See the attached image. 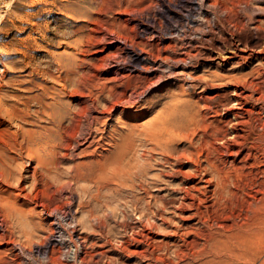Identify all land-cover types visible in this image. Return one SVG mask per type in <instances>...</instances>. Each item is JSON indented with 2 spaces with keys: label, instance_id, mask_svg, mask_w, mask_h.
Returning <instances> with one entry per match:
<instances>
[{
  "label": "rangeland",
  "instance_id": "1",
  "mask_svg": "<svg viewBox=\"0 0 264 264\" xmlns=\"http://www.w3.org/2000/svg\"><path fill=\"white\" fill-rule=\"evenodd\" d=\"M200 1L202 2L204 0H163L162 2H160V0H0V84L3 85L4 92L7 91L6 93L11 94L13 90H18V94H25L24 91L28 90L27 87L32 88L29 83H26L27 81H34V83L38 85L46 84V81H48V86H56L49 75L55 78L59 75L64 77L65 80H63L62 82H66L69 77H71L73 83L70 84V82L67 81V86L68 90L72 91L73 95L66 94L64 96V94L61 93L60 99L64 103V106H62L63 110L64 107L71 108L74 116L73 126L75 124L74 127L80 129V131L78 132H62V134L64 135V141L67 138H71L70 134L73 135V138H71L72 142L65 141L63 149L61 150L63 153L68 154L67 157H62L60 158V161H58V175L59 172L62 171L60 173L61 176L55 175L54 177L53 174L51 176L48 175L47 177L46 175L44 177V175L39 172L37 160L34 161L30 157H28L25 152V154L23 153L22 158H17L14 162L23 165L27 171L23 172V177H27V179L25 183L23 182L21 188L10 186L6 181L2 180V177L0 176V207L2 206L0 208V222H2L0 223V264H17V260L18 263L19 261L20 263H25V261H27L28 259L32 263L37 264L30 257L36 258L38 260V263L41 262V264H47L49 262L51 249L56 245L61 246L62 252L64 254L62 255V258H60L65 259L67 247L64 244L63 240L67 239L68 242L69 237H66L67 235L63 236L64 234L62 235L61 232H58V230H60L59 221H64L63 224H61H65L64 226L69 231L72 230V228H76L79 230V232H77L78 230L75 229L76 231L74 232V234L72 233V235H74V239L77 240L76 237H78V235L87 238V248H80V256H86L87 258H89V256L84 255L85 253H82L81 251L88 250L87 252L89 253V255H92L96 252L109 249L112 246L111 244H108V246L106 247L96 248L95 246L94 248H92L91 243H94V241L96 242V244H106L108 240H112V242H115L117 238L119 240H123L124 238L123 242H125L126 236L122 237L123 233H121V229L115 224L118 221L119 223L124 221L125 217H122V214L123 210L125 209L129 210V218L127 217V220H137V214L133 213L132 208L130 207V205L133 206L132 203L135 202L133 201L135 199L134 197H143L144 200H151V197L153 195L151 202L152 205H154V200H160L159 197H161L162 195H166L167 192H170L171 186L167 185L168 181H170L172 185H176V183H179V179L177 178L173 181V179H171L170 177L163 176L162 178L165 183L152 185L150 184V178L158 173L164 172L165 174H168L167 172L170 173L172 172V170L178 169L179 166H172V163H174L179 157L182 158L183 162V164L180 166V169H182V171L186 175L189 174L192 171V165H196L190 160L183 158V153H188L184 150L190 147L192 151H196L195 153H197L198 151L200 153L201 148H199V139H202L203 135L209 136L208 138L211 140L213 139L212 134L214 132V129H219L220 127L218 128V126H221L222 128L227 127L226 120L230 119V111H227V109H225L227 107L226 105H221L225 103V101L227 102L226 99L224 100V97H226V95L235 87L234 85L236 84V80L244 75L247 76L254 68H258V66L260 65V61L255 57H245L244 59H230L226 56L232 54L230 51L231 49H233L232 47L236 43V39H238L240 36H250L253 45L255 44V42H260L261 39L258 34H256L254 31H251L253 21L254 23L257 22L256 20L250 21L248 17L249 15L247 13L248 11L246 10L245 5L249 0H205L203 8L199 7V4L201 3ZM211 12L213 13L210 14ZM147 15L155 17V20H152L153 24L157 28L160 24L159 28L162 31L178 29L180 33H182L180 36H184L183 32L187 31V35L189 33H195L194 37L197 38L196 40L195 38L190 36L186 38V40L184 38V42L187 44L183 43V40L182 44L181 41L178 42V40H174L175 35L173 36L174 38H172L170 34L164 35L165 38L162 41L158 39L152 40L149 34L139 35L138 38L136 31H134L135 24L137 23V20L135 21L134 18L137 19L139 16L140 18L142 16L145 20ZM255 19H257V17H255ZM190 29H193L191 30L192 32H188V30ZM132 31H134L135 33ZM201 33L203 34L202 36ZM202 37H204L205 39H202ZM120 38L125 40L128 44L132 43V46L134 47H141L148 52L150 51L155 59L159 56H162V58L164 57L167 61L169 60V58H174V60L185 58L189 61H186L187 66H182L181 63H174L176 67L171 68L170 66L164 64L166 62L163 63L162 60L158 59V62L155 65L156 67H159V71L155 70L153 71V73L150 72L147 74H139L135 72L136 70L134 69H131L130 71L126 70L124 72H118L117 68L112 67L109 64L113 63L111 59L114 60L115 57L117 59V57L123 58L126 56V53H123L124 46L120 42ZM196 41L199 42L200 45ZM189 42L191 44H188ZM233 42L234 44H232ZM170 46L172 48L175 47L177 51L175 50V52L174 48L170 49ZM230 46L232 47L230 48ZM186 47L188 49H186ZM162 48L164 49L162 50ZM165 49L168 50L164 51ZM161 50L164 52H162ZM185 51L187 53L190 52V58L188 55L189 53L185 54ZM196 53H198L199 55H194L196 56L194 57L192 54ZM211 55L213 59L211 58ZM166 56H169V58L167 59ZM57 58H62V60L67 63V65L64 67H60ZM169 61L168 63L173 62ZM193 62L196 64V66ZM169 67L172 69V73L170 72L171 69ZM41 68L46 69L48 73H40V70L42 71ZM161 68L162 71L160 70ZM260 68L261 65L259 66V69ZM32 70L38 72L31 73ZM66 71H70L68 72V75L66 74ZM173 71L177 74L181 73V71H184L182 72L183 74L188 72L192 74L194 73L193 75L199 77L201 79V82H203L202 84L204 85H202L201 83H195L196 87L191 86L189 83H186L188 81H191L188 79L184 80L183 78H181L183 79V81L179 78V82L178 78L170 76V74H173ZM247 77L249 79H252V77H250L249 75ZM17 79L22 80L23 83L19 84L17 82L18 84H13V82ZM38 87L32 88L31 91L26 92V94L29 93V95H33L41 92ZM141 94L142 96H140ZM220 99L221 101L223 100L222 103ZM213 100L214 102H212ZM120 101L122 102L120 103ZM115 102L117 103L115 104ZM212 103L216 105L214 106ZM84 106L88 107L87 111L90 110L88 114ZM112 106H114L112 110L110 112H106V109ZM83 110L85 112L82 114ZM30 120L34 124H25V129H39L38 126L44 125V122L39 123L38 121H34L33 119ZM65 122L64 124H67L68 119L67 121L65 120ZM130 122H132L133 124H131ZM205 127L207 128V131L204 129ZM131 129H134L135 133H133V135H129V130ZM12 130H15V127H12ZM166 132L170 134V137L174 141V145L177 147V151L172 156L168 157L170 161L169 163L165 162L166 157L161 153V148H155V150H152V147H155L156 143L163 138L159 137V133H163L164 135L166 134L164 138L169 137L168 133ZM119 134L122 135V138L119 137ZM85 136L88 138V142L85 141ZM105 136L107 139L105 138ZM123 139L134 143L133 150H130L129 152V154H131L126 158L130 157V159L133 160L136 156V158L138 157L140 160H142L140 158L141 155L146 154V157H149L151 155L153 156V159H151L153 160L151 161L152 166H150L151 168L149 170L151 174L149 172V179L147 181L144 180L143 185L144 187L150 189V194H147V192L144 191V188H140V180H138L139 182L137 181L138 183L136 182L135 188H132V186H130V190L127 187H122L121 193H118L115 196L116 198L115 200H113V203H111V206L114 208V214L109 216L110 219L109 217L105 219V212L107 214V212L109 211L107 210L108 206H105V204H103L104 206L102 205L100 207H97L96 205L99 204L95 200V198L99 201L100 199L101 201H103V197L97 195V193H108L102 192L104 191V187H102L104 186L102 182L104 181V178H102L103 180H101V178H96L97 172H99V170L97 169H101L99 168L100 163H102V168L103 166L105 168L108 165L107 168L109 170V174L114 168H116L117 170V168H121V166L125 164V161L122 162V158V160H118L121 156L118 155V149L115 146L116 143H120ZM91 142L93 143L90 144ZM191 143L194 144V147L190 145ZM218 144L219 142L216 143V146H218ZM136 151L139 153H136ZM82 152L85 153L83 154ZM224 153L220 150L219 153L215 155V157H217H213V159L215 158V160H218L219 158L218 161L221 165L220 167L223 168L231 166L233 164V160L236 159L234 155H229V153H225V155ZM221 156L223 159H221ZM242 156L243 154L238 159H236L234 163L235 165L237 164V167H241V165H244V163L241 162ZM115 157H117V159ZM112 158H114V160ZM200 159V166L203 169V167L207 166V162L203 160L205 159L204 156ZM195 160H198L197 156H195ZM89 161H94L93 165L96 167V170L88 175H86L85 173L81 174V170L83 171L86 169V167H84V163H87ZM262 161L263 159L260 158L254 161H248V163L244 165L245 172L248 171L246 172L247 176L244 174L245 177L242 176V180L235 179V181L232 180V182L231 180H229L230 183L228 184V192L226 193H229V190H233L236 192V194L238 193L237 195L234 192L235 195L233 194V196L230 197L231 199H228V196L232 194L227 195L223 193V201L219 204H214L213 200H208L206 204L207 207H202V211H205L203 212L204 223L198 224L196 220L185 222L187 226H190L191 228L196 227L197 230L199 229V233L201 235H190L187 237V245L182 247L185 249V252L189 254L187 255V258L184 257L181 259V257H179V254L177 253L178 251L174 252V249H176L175 246H171V248L169 249L170 251L164 252L163 250H158L155 252V256H161L163 259H165L166 262H170V264H183V262L185 264H200L201 262L204 264H260V256L257 255V252H253L252 254L251 250L253 249L251 248V250L249 249L250 251H247L248 253L246 252L245 248H242V254L243 249L245 254H243L244 256L242 255L241 257V251L238 252L240 254V257L238 258L240 259L228 256L229 253L224 250L220 251L219 253L215 248L213 252V241L215 239L213 236H215V233L218 232L220 236L219 234H217L216 236L218 238H221L224 234L228 233L229 230L235 229L236 227L237 228L235 230H237L241 225L246 224V222H248L250 217L252 216H255L256 219H259H257V222L261 221L262 217H264V200H261L262 198H264V173L260 171L264 169V166H261V164L263 165L264 163V161ZM81 163L83 164V166ZM62 164L65 168H63ZM247 164L252 165L247 166ZM20 165H17V167H19ZM66 165L68 168L66 167ZM112 165L114 168L112 167ZM200 166L198 165L196 167L198 169H201ZM61 168L62 170L60 171ZM202 169L201 171L204 172ZM201 171H199L198 173H200ZM6 174L8 175V172ZM56 177H60L62 181L61 179H58ZM209 177L211 176L206 175L204 179ZM70 179L73 182L70 183ZM91 181L93 183H91ZM200 181L202 180L199 178L194 180V182L197 183L200 187H203L206 183ZM12 183L15 185L16 181L13 180ZM83 184L85 186H83ZM65 185L66 188L64 187ZM189 185H192V182H190ZM98 186H100L102 189H100V187L97 188ZM110 187L117 188L115 184H110ZM161 187L162 190H157ZM209 189H214V186L209 187ZM85 191L88 192L84 193ZM91 193L92 195L96 194L95 196L97 197L92 196ZM210 195L211 192L209 191V198ZM121 196L122 198H120ZM154 196L156 197L154 198ZM224 196L225 198H227L225 201ZM144 200L141 204H139V207H141L142 205L144 206ZM64 201L66 203H63ZM254 201H256V204L254 203ZM60 204H62L63 207ZM57 206L60 208L57 209ZM120 208H122L121 211H118V209L120 210ZM53 209L55 210L53 211ZM99 209L101 211H99ZM59 210H61V212ZM55 211L56 213H54ZM86 211L89 213H87ZM91 211H93L94 216L91 215ZM51 214L52 216H50ZM111 219L113 221H110ZM107 220L110 222L107 223ZM100 221L101 223L108 224L107 226L102 227V230L98 229V227L93 226L95 224H98V222ZM174 221V224L172 223V225H174L173 227H175L176 223L177 225L183 224V222L181 223L180 220L176 219ZM77 223L79 225H77ZM108 226L115 229L113 231H109ZM53 228H55L56 230L55 233L53 232ZM171 229L172 228H167V230ZM100 231L104 233L105 237L101 236ZM221 231H224V234ZM53 233L54 236L52 235ZM154 235L155 240H157L158 242H168L169 245H176L178 244V242L179 244L183 243L174 236L165 234L164 230H157ZM210 237L213 238L211 239ZM26 238H31L33 240V243H31V245H27L28 248H24V250L26 251L25 255L19 254V256H15L17 253H20V251H18L19 245L7 246L6 244H4L5 241H8L10 239L17 240L23 243L25 242ZM59 242H61L62 244ZM193 242L196 244H194ZM71 245L70 249L72 252V250H74V246L73 244ZM206 247L208 248L206 249ZM39 250H46L47 253L39 254ZM255 250L257 249L255 248L254 251ZM194 252L196 255L194 254ZM197 253L199 255L198 257H200L202 254L203 255L200 258H196L195 256H197ZM246 253L251 257H248ZM254 253L257 254L254 255ZM245 256H247L248 259L246 257V259L244 260L243 258H245ZM12 257H14L15 262ZM18 258L21 260H19ZM211 260H215V262ZM221 261L223 262L221 263ZM128 263L134 264V261H129Z\"/></svg>",
  "mask_w": 264,
  "mask_h": 264
},
{
  "label": "bare ground",
  "instance_id": "2",
  "mask_svg": "<svg viewBox=\"0 0 264 264\" xmlns=\"http://www.w3.org/2000/svg\"><path fill=\"white\" fill-rule=\"evenodd\" d=\"M162 1L163 0H160V2H162ZM204 1H202V2L200 1L201 2L199 4L200 5L199 6L200 8H203ZM260 2H263V3H260ZM245 6H246V10L248 11L247 13L249 15V16L248 15L247 16L249 17L250 21L256 20V22H257V23H254V21H253L252 26H251V31H254L256 34H258V36L260 37L261 41L260 42H257V43L255 42V44L253 45L250 36H246V37L240 36L238 39H236L237 41H236L235 44H234V42L232 43V44H234V46L233 47L230 46V48L231 47L233 48L230 51L232 54H230L229 56H226V57H228L230 59H234V58H242V59H244L245 57H249V58L250 57H255L256 59H258L260 61L261 68L259 69V66H260L259 65L258 68L257 67L254 68L248 74L250 77H252V79H249L247 77L248 75L247 76L244 75V76L240 77L239 79H237L236 80V84L234 85L235 87L227 95L225 94L226 97L223 96L224 97V100L226 99L227 102L225 101V103H223L221 105H223V106L226 105L227 107L225 109H227V111L228 110L230 111V113H229L230 114V119L229 120H226L227 127L226 128H224V127L222 128L221 126H218V128L220 127L219 129H214V132L212 134L213 139H211L212 141L208 138L209 136H207V135L204 136L203 135L204 137L202 136V139H199L200 140V144L197 143V144L200 145L199 148H201L200 153H199V151L197 152L198 154L195 153L196 151L195 152H194V150L192 151V149L190 147H188L187 149L184 150L185 152H188V153H183V158H186L187 160H190L196 166H198V165L200 166L201 165V161H200L201 159L200 158L203 157V156L205 157V159H203V160L205 162H207V166L206 167H203V169L200 166L201 169L204 172H202L201 169H198L196 166H193L191 164L192 165V171L189 174L186 175L182 171V169H180L181 168L180 166L183 164V162H182V158L179 157L174 163H172V166H179L178 169L172 170V172H170V173L167 172L168 174H165L164 172L163 173H158V174H155V175L152 174L153 176H152V178H150L151 179L150 184H152V185L153 184H159V183H165L163 181V178H162L163 176L164 177L168 176L171 179H173V181H174V179L177 178V179H179V183L178 184L176 183V185H172V183L170 181H168V184L167 185L171 186L170 192H167L166 195H162L161 197H159L160 200H154L155 201L154 202V205H152V202H151V200L153 198V195H152V197L150 196L151 197V200L150 199L149 200H144L143 197H134L135 199L133 198L134 199L133 201H135V202L132 203L133 206L130 205V207L132 208V212L137 214V218H136L137 220H135V221H129V220H127V217L129 216V213H128L129 210L128 209L127 210L125 209V210H123V214H122V217H125L124 221L123 222H120V223L118 221L115 224V225H117V227L119 226V228L121 229V231H122L121 233H123V236L122 237L126 236L125 242H123L124 238H123V240H119L117 238V240L115 242L114 241L112 242V240H108L107 243L105 242L106 244H101V243L100 244H96V242L94 241V243H91L92 244L91 245L92 248H94L95 246H96V248L97 247H106V246H108V244H111L112 246L109 249H106V250H103V251H100V252H96V253H94L92 255H89V253L87 252L88 250L87 251H81L82 253L83 252L85 253L84 255L89 256V258H87L86 256H80V250H81L80 248L81 247L87 248V243H88L87 242V238L82 237V236H80V235L77 234L78 235V237H76L77 240L74 239V235H72V233L74 234V232L76 230H78V229L75 228L76 229L75 230L74 228H72V230H70L72 232H70L64 226L65 224L62 225L64 221L63 222H60L59 221L60 230L57 229L58 232H61L62 235L64 234L63 236H66L67 235L66 237H69V241L67 242V239L65 240L61 236L64 239L63 240L64 241V244L67 247V251L65 253V259L64 258L61 259L62 258V255L64 254L62 252L61 246L56 245V246L52 247V249H51V253L49 255V262L47 264H129L128 263L129 261H134V264H170V262L169 263L166 262L165 259H163L161 256H155V252L158 251V250L159 251L160 250H163L164 252L165 251H170L169 249L171 248V246H175L176 247V249H174L175 250L174 252H177L178 251L177 253L179 254V257H181V259L184 258V257L187 258V255H189V254H187V252H185V249L182 248V247H184V246L187 245V237L188 236H190V235H196V236H198V235H200V233H199L200 230L199 229L197 230L196 227L195 228H191L190 226H187L185 222H189V221L196 220L198 224L199 223L200 224L201 223H204V219H203V214L204 213L203 212H205V211L204 210L202 211V207L203 206L207 207L206 204H207L208 200H213L214 204H219V203H221L223 201V193H225L227 195L232 194V195L228 196L229 197L228 199H231L230 197L233 196V194H234L235 191H233V190L230 191L229 190V193H226V192H228V184L230 183L229 180H231V182H232V180L235 181V179H241L242 176L245 177V175L247 174L246 172H248V171L245 172V166L244 165L246 163H248V161H250V160H253L254 161V160L259 159V158L260 159H263V161H264V0H249V1H247V3H246ZM212 13L213 12H211L210 14H212ZM255 17H257V19H255ZM138 18L137 19L134 18L135 21L137 20L136 21L137 23L135 24V30L134 31H136V34H137L138 38H139V35L149 34L151 36V39L152 40L153 39L154 40L155 39L156 40L158 39V40H161L162 41L165 38L164 35L170 34L172 38H174L173 36L175 35L174 40H176V41L178 40V42L181 41V44H182V40H183V43H185L184 42V38L186 40V38H188L189 36L195 38V40L197 38V37H194L195 36V33H191V34L189 33L187 35V31L183 32L184 36H180L182 33H180V31L178 29H173V30H168V31H162L159 28V25L160 24L158 25V28L160 29L159 30L153 24V21L152 20L155 18L154 16L147 15V17H146L145 20H144V17H142V16H141V18H140V16ZM186 20H187V18H186ZM209 20H210V18H209ZM187 22H189V21H187ZM133 29H134V27H133ZM191 30H193V29L188 30V32H190ZM134 31H132V32H134ZM202 35L203 34L201 33V36ZM206 35H207V33H206ZM177 36H179V37H177ZM122 37H123V35H122ZM176 37H177V39H176ZM203 38L204 37H202V39ZM231 41H232V38H231ZM120 42L124 46L123 47L124 48L123 49V53L125 52L126 53V56L123 57V58H120V57L118 58L117 57V59L115 57L114 60L111 59L113 63L109 64L112 67L117 68V71L118 72L119 71H123L124 72L126 70H129L130 71L131 69H134V70H136L135 72H137L139 74L140 73L147 74V73H150V72L153 73V71L159 69V67L158 66L156 67V65H155L158 62V59L162 60L163 63L166 62L164 64L170 66L171 68L176 67L175 66L176 63L177 64L178 63H181L182 66L183 65L184 66H187L186 65V61L188 59L187 60L185 58L184 59H178L179 58L178 57V58H176L178 60H174V58L171 59V58H169V56L168 57L166 56L167 59L168 58H169V60L171 59L170 61L168 60L169 62L173 61L172 63H168V61L165 60L164 57L162 58V56H159V57L156 56L157 58L155 59L152 56V54L150 53V51L148 52V51L142 49L141 47H134V46H132V43L131 44H128L123 39H121ZM193 42H194V40H193ZM197 43H199V42H197ZM185 44H187V43H185ZM188 44H191V43L189 42ZM222 44H224V43H222ZM177 45H179V44H177ZM199 45H200V43H199ZM156 46H158V45H156ZM180 46H182V45H180ZM173 48H174V51H175L176 50L175 47H173ZM173 48L171 47L170 49H173ZM157 49H158V47H157ZM163 49L164 48H162V50ZM186 49H188V48L186 47ZM167 50L165 49L164 51H167ZM159 51H160V49H159ZM164 51H162V52H164ZM151 52H152V50H151ZM168 52H170V51H168ZM188 53L186 52L185 54H188L189 55V58H190V55L191 54H190V52H188ZM197 54L198 53L192 54V55L194 56V55H197ZM220 54H221V51H220ZM209 56H210V54H209ZM194 57H196V56H194ZM211 58L213 59L212 55H211ZM215 58H216V56H215ZM57 59H58V62H59L58 64H59L60 67H64V66L67 65V63L64 62L62 60V58H57ZM195 66H196V64H195ZM162 67H163V64H162ZM165 67H167V66H165ZM160 70L162 71V68ZM70 71H66V74L68 75V72H70ZM34 72L36 73L38 71L32 70L31 73H34ZM170 72L172 73V69H171ZM178 72H180V71H178ZM182 72H184V71H181V73L177 74V73H174V71H173V74L172 75L170 73L169 74H170V76H172L174 78H178V79L179 78L180 79L183 78L184 80L185 79L190 80L191 82H189L187 80L188 82H186V83H189L191 86H195L196 87V84L195 83H201V84L203 83V82H201V79L199 77H196V76L193 75L194 73L192 74V73H189L188 72V73L183 74ZM40 73L47 74L48 71H46V69H42V71L40 70ZM161 74H163V73H161ZM49 76L53 80V83L56 84V86H52V87L51 86H48V81H46V84H41V85H38V84L34 83V81H30V82L27 81L26 82L27 84L29 83V85H31L32 88L39 86L38 89L41 90V92H39L37 94H33V95H29V93L26 94V92H30L31 89H32V88H28V87H27L28 90L27 91H24L25 94L24 93H22V94L19 93L18 94V92H19L18 90H13L11 94H8V93H6L7 91L4 92V87H3V85L0 84V176L2 177V180L6 181L10 186H14L15 188H21L23 182L25 183V181L27 179V177L26 178L23 177V172H27L26 171V168H24V166L23 165H20L19 163H14L17 158H22L23 157V153L24 152L27 154L28 157H30L34 161L37 160L38 167H39V172L42 175H44V177L46 175L48 177V175L51 176L53 174H54V177H55V175L61 176L60 173L62 172L61 171L62 168L60 169L61 172H59V175H58V171H59L58 161H60V158H62V157L64 158V157H67L68 156L67 153H63L61 150L63 149L64 142L65 141H67V142L68 141H71L72 140L71 138H73V135L70 134L71 135V138H67L64 141V135L62 134V132H64V131L65 132L66 131H74V132L75 131H77V132L80 131V129H77V128L74 127L75 124L73 126L74 116H73V112H72L71 108L70 107H67V108L64 107V110H63L62 109V106H64V103L60 99V97H61L60 94L61 93L64 94V96L66 94H68V95L69 94H72V91L68 90V86H67V81L70 82V84L73 83L72 82V78L69 77V79L66 82L65 81L62 82L65 79H64V77H62L60 75L57 76L56 78L53 77V76H51V75H49ZM17 78H19V77H17ZM160 78H161V76H160ZM180 79H179V82H180ZM183 79H181V80L183 81ZM17 82L19 84L23 83L22 80L17 79V80H15L13 82V84H18ZM205 84H206V82H205ZM202 85H204V84H202ZM142 94L140 96H142ZM214 100L212 102H214ZM220 101H221V99H220ZM220 101H219V103H220ZM222 101H221V103H222ZM121 102L122 101H120V103ZM116 103L117 102H115V104ZM212 104L214 105V103H212ZM113 107L114 106H112L110 108H107L106 109V112L107 111L110 112ZM87 109H88V107L86 106L85 107V110L87 111ZM89 111L90 110L87 111V114H88ZM104 111H105V109H104ZM84 112L85 111L83 110L82 111V114ZM80 115H81V113H80ZM30 119H33L34 121H38L39 123L44 122V125L43 126H38L39 129L38 128H34V129H29L28 128V129H25L24 128V125L25 124L28 125V124H31L32 123V121ZM67 119H68V123L67 124H64L65 120L67 121ZM76 120H77V118H76ZM130 123L133 124L132 122H130ZM32 124H34V123H32ZM213 124H215V123H213ZM12 127L13 128L15 127V130H12ZM116 127H118V126H116ZM204 129L207 131V128L206 127ZM100 133H102V132H100ZM100 133H98V134H100ZM133 133H135L134 132V129L129 130V135H133ZM166 133H168V132H166ZM159 134H160L159 137H163V138H162V140H160V141H158L156 143V146L155 147H152V150H155V148H161L162 149L161 153L163 154V156L166 157V159H165L166 161L165 162H168L169 163L170 161H169L168 157L169 156H172L177 151V147L174 145V141L170 137V134L169 133H168L169 137H167V138H164L166 134L165 135L163 133H159ZM119 137L122 138V135L119 134ZM105 138H106V136H105ZM85 141L88 142V138L87 137H86ZM217 142H219L220 145L218 144V146H216V143ZM92 143L93 142H91L90 144H92ZM114 144H115V142H114ZM190 145H192V147H194V144L193 143H191ZM115 146L118 149V155L121 156L120 159H118V160H122L123 159L122 162L125 161L124 162L125 164H123L120 161L123 165L120 164L122 166H121V168L120 167L117 168V170L112 165V167L114 169L112 170V172H110L111 174L110 173L108 174V171H109L108 168H107L108 165H107V167H105L106 169L103 166V168H104V170H103V168L101 167L102 166L101 165L102 163L99 162L100 163V167L99 168H101V169H97V170H99V172H97V176H96L97 179H100L101 178V180H103L102 178H104V181L105 182L102 181L103 184H104V186H102V187H104V191H102V192L108 193V194H101L100 193L101 195L99 193H97V195L103 197V199H104L103 201H101V199L99 201V200H97L95 198V200L99 204V205H96L97 207H100L103 204H105V206H108L107 207V210H109V211L107 212V214L105 212V215H104L105 219H107L110 215L114 214V208L111 206V203H113V200H115V198H116L115 196L118 193H121L122 187L129 188L130 186H132V188H135L136 187V182L138 180H140L141 181V185H139L140 188H142V189L144 188V191L147 192V194H150L149 193V190L150 189L144 187L143 185H144V180L147 181L149 179V177H148L149 176V172H150L149 170L151 168L150 166H152L151 161H153V160H151V159H153V156L151 155L149 157H146L145 156L146 154L145 155H141L140 158L142 160H140L138 157L136 158V156H135L136 153H139V152L136 151V153L134 155L136 159L134 158L133 160H131L130 157L129 158H126V157H128V155L131 154V153L129 154V152H130V150H133V148H134L133 147L134 146V143L133 142H129V141L123 139L120 143H116ZM75 149H77V148H75ZM220 150L223 153L225 152V153H229V155L230 154L231 155H234L236 157V159H238L243 154V156L241 158V162L244 163V165H241V167L240 166L237 167V164L236 165L234 164L235 161H236V159H235L232 162L233 164L232 165L230 164L231 166L224 167V168L223 167H220L221 165H220V163L218 161L219 158H218V160H215V158L217 157V156L215 157V155L217 153H219ZM195 156H197V159L198 160H195ZM213 157H215V158L213 159ZM115 158L117 159V157H115ZM112 159L114 160V158H112ZM221 159H223L222 156H221ZM173 160H174V158H173ZM17 162H18V160H17ZM93 162L94 161H89L87 163H84V165H85L84 167H86V169L83 170V171L80 169L81 170V174L82 173H85L86 175H88V174L94 172L96 170V167L93 165ZM171 162H173V161H171ZM16 164L17 165H20V166L17 167ZM24 164H25V162H24ZM114 165H115V162H114ZM226 165H227V163H226ZM248 165H252V164H247V166ZM82 166H83V164H82ZM261 166H264V163H263V165L261 164ZM66 167H67V165H66ZM63 168H65L64 165H63ZM72 171H74V170H72ZM199 171H201V172L198 173ZM260 171H262L264 173V169H262ZM7 172H8V175L6 174ZM66 173H67V171H66ZM72 174H73V172H72ZM150 174H151V172H150ZM6 175L9 176L10 178L7 177ZM206 175H210L211 177L204 179V177ZM56 178H58V177H56ZM144 178H146V179H144ZM197 178L201 179L206 184L203 187H200L197 183L194 182V180L197 179ZM58 179H61V178L59 177ZM13 180L16 181V184L15 185L12 183ZM61 181H62V179H61ZM166 181H167V179H166ZM202 181H200V182H202ZM71 182H73V181L71 180L70 183ZM85 182H86V180H85ZM102 182H101V184H102ZM190 182H192V185H189ZM45 183H48V182H45ZM91 183H93V182L91 181ZM110 184H112V185L115 184V186L117 188L110 187ZM66 185L64 186L65 188H66ZM79 185H80V183H79ZM83 186H85V185L83 184ZM100 186H98L97 188H99ZM211 186H214V189L210 190L209 187H211ZM39 187H41V186H39ZM64 187H62V188H64ZM100 189H102V188L100 187ZM230 189H232V188H230ZM129 190H130V188H129ZM157 190H162V187L161 188H158ZM8 191H10V190H8ZM209 191L211 192L210 198L208 196V192ZM87 192L85 191L84 193H87ZM96 192H98V191H96ZM89 193H90V190H89ZM235 194H236V192H235ZM263 194H264V192H263ZM53 195H55V194H53ZM91 195H92V193H91ZM91 195H90V197H91ZM95 195H92V196H95ZM95 197H97V196H95ZM155 197L156 196H154V198ZM76 198H78V197H76ZM120 198H122V196ZM91 199H92V197H91ZM226 199L227 198H225V196H224V201ZM143 200L145 201L144 206L142 205L141 207H139V204H141L143 202ZM261 200L263 201L264 198H262ZM233 202H235V201H233ZM63 203H66V202L64 201ZM254 203L256 204V201H254ZM60 205L62 206V204H60ZM125 207H126V205H125ZM58 208H60V207L57 206V209ZM93 208H94V206H93ZM127 208H128V205H127ZM57 209H56V211H57ZM100 209H99V211H101ZM121 209L122 208H120V210L118 209V211H121ZM54 210L55 209H53V211ZM53 211H52V213H53ZM56 211L54 213H56ZM59 211L61 212V210H59ZM91 212H92L91 215L94 216L93 215V211H91ZM87 213H89V212H87ZM99 214H100V212H99ZM50 216H52V214ZM120 217H121V215H120ZM109 219H110V217H109ZM112 219L110 221H113L114 220V219L113 220ZM176 219L177 220H180L181 223L183 222V224L177 225V223H176V225H175L176 228H175V227H173L174 225H172V223L174 224V222H175L174 220H176ZM257 219H256L255 216L254 217L252 216V217H250L249 221L246 222V224H243L240 227L238 225L239 228L237 230H235L237 228L236 227L235 229L229 230L228 233H226V234L223 233L224 231L223 232L221 231L224 235L222 234L223 236L221 238L219 237L220 239L216 236L217 234H219L218 232L215 233L216 235L214 234L215 236L212 235L215 238L214 241H213L214 242L213 243L214 244L213 252H214V249L216 248L217 252H219V253H220V251L224 250V251H227L229 253L228 256H231V257H234V258L235 257L238 258V257H240V254L238 252L241 251L240 252L241 253V257H242L243 254H245L244 249H243V254H242V250H241L242 248H245L246 249V252L247 251H250L251 249H253V250H251L252 251V254H253V252H257L258 254L257 253H254V255L257 254L258 256H260V264H264V217H262L261 221H259V222H257ZM99 220H100V217H99ZM99 220H97V221H99ZM117 220H119V219H117ZM110 221L107 220V223H109ZM78 222H80V221H78ZM83 222H84V220H83ZM95 222H92V223H95ZM0 223H2V222H0ZM107 223H101V221H100V222H98V224H95L93 226L94 227H98V229L102 230L101 228L107 226L108 225ZM77 225H79V224L77 223ZM66 226H67V224H66ZM73 226H74V224H73ZM108 227H106V228H108ZM192 227H194V226H192ZM167 228H172V229L171 230H167ZM114 229L115 228L109 227V231H113ZM157 230H164L165 231V234L172 235L175 238H177L179 241H182L183 243L182 244H179V242H178V244H176V245H169L168 242H166V243H164V242H158L157 240H155V237H154L155 236L154 234H155V232ZM225 231H227V230H225ZM53 232L54 233L56 232L55 228H53ZM77 232H79V230ZM100 232H101L100 233L101 236L105 237L104 236V233L102 231H100ZM54 233L52 234L53 236H54ZM59 235H60V233H59ZM219 236H220V234H219ZM101 239H103V238H101ZM194 240H195V238H194ZM61 242H59V243H61ZM31 243H33V240L31 238H26L25 239V242H23V243L20 242V241L11 240V239L4 242V244H6L7 246H9V245H15V246L17 245L18 246L19 245V250L18 251H20V253H17L16 252L17 253L15 255L16 257L19 256V254L25 255L26 254V251L24 250V248L27 247V245H31ZM190 243H191V241H190ZM71 244H73V246H74V250H72V252H71V249H70V247L72 246ZM173 244H174V242H173ZM192 244H190V245H192ZM194 244H196V243H194ZM12 248H14V247H12ZM207 248L208 247H206V249ZM255 248L257 250L254 251ZM94 250H96V249H94ZM45 253H47L46 250H44V251L39 250V254H45ZM247 253H246V255H247ZM194 254H195V252H194ZM225 254H226V252H225ZM198 256L199 255L197 253V256H195V257L196 258H200L201 257V256L200 257H198ZM211 256H213V255H211ZM247 256H245V258H243V259L245 260ZM248 257H251V256H248ZM248 257H247V259H248ZM257 257H256V259H257ZM12 258L14 259V257H12ZM30 258H32L35 263L41 264V262L38 263V260L36 258H33V257H30ZM215 259H217V258H215ZM238 259H240V258H238ZM19 260H21V259H19ZM251 260H252V258H251ZM17 261H16L17 264H34L31 261H29V259L27 261H25V263L24 262L23 263H20V261L18 263ZM211 261H214L215 262V260H211ZM14 262H15V259H14ZM222 262L223 261H221V263ZM205 263H207V262H205ZM179 264H181V263H179ZM183 264H185V263L183 262ZM202 264H204V263H202Z\"/></svg>",
  "mask_w": 264,
  "mask_h": 264
}]
</instances>
